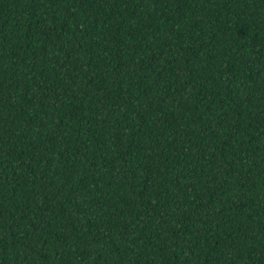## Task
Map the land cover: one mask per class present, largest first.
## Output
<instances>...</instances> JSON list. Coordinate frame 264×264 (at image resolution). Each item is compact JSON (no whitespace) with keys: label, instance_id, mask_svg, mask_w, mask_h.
<instances>
[{"label":"trees","instance_id":"16d2710c","mask_svg":"<svg viewBox=\"0 0 264 264\" xmlns=\"http://www.w3.org/2000/svg\"><path fill=\"white\" fill-rule=\"evenodd\" d=\"M0 264H264V0H0Z\"/></svg>","mask_w":264,"mask_h":264}]
</instances>
